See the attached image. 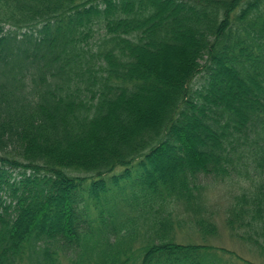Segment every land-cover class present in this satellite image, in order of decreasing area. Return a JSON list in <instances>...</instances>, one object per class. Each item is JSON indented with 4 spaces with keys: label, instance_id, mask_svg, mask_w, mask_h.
I'll return each instance as SVG.
<instances>
[{
    "label": "trees",
    "instance_id": "obj_1",
    "mask_svg": "<svg viewBox=\"0 0 264 264\" xmlns=\"http://www.w3.org/2000/svg\"><path fill=\"white\" fill-rule=\"evenodd\" d=\"M215 182L264 258V0H0V264H207Z\"/></svg>",
    "mask_w": 264,
    "mask_h": 264
},
{
    "label": "rangeland",
    "instance_id": "obj_2",
    "mask_svg": "<svg viewBox=\"0 0 264 264\" xmlns=\"http://www.w3.org/2000/svg\"><path fill=\"white\" fill-rule=\"evenodd\" d=\"M209 181L210 180H207V182ZM225 182L227 181L223 183ZM223 183H210V187L206 190L207 209L208 212H212L213 214L212 219L217 226L216 233L204 235L188 223L176 230V241L212 246L213 248L208 250L202 249V253L208 258L207 264H264V258L257 252L252 244L232 234L230 231L226 223V216L228 215L227 210L233 201V196L238 194L240 189H237L235 186L234 189L228 190V187L222 185ZM179 215L181 216V214ZM183 215L185 217V214ZM238 231L240 233L243 232L242 229ZM139 248L140 246L136 247L135 259H133L131 264H141ZM238 256L249 261H244ZM64 263H66V261H64Z\"/></svg>",
    "mask_w": 264,
    "mask_h": 264
}]
</instances>
